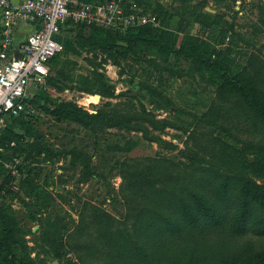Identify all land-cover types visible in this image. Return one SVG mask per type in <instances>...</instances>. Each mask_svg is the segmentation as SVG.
Returning <instances> with one entry per match:
<instances>
[{
  "label": "rangeland",
  "instance_id": "1",
  "mask_svg": "<svg viewBox=\"0 0 264 264\" xmlns=\"http://www.w3.org/2000/svg\"><path fill=\"white\" fill-rule=\"evenodd\" d=\"M190 1H162L168 16L162 20L164 32L159 39L160 43H174L171 51L143 41L121 42L129 48L127 57H119L114 50L80 48L79 54L54 62L51 77L55 81L30 90L31 98L44 93L55 103H74L90 113L103 110L105 120L85 125L58 119L36 101L29 103L30 112L16 123L20 142L9 147L5 143L1 153L6 158L0 156V172L1 166L10 172L11 164L19 171L8 183L0 174V202L17 224L14 252L9 255L5 248L3 255L26 257L30 264H65L67 259H78V224L85 202L101 205L124 227L128 206L120 166L125 162L140 167L154 164L181 179L192 171L209 177L211 170L220 169L239 179L264 183V149L251 140L243 122L199 121L212 106L219 83L196 58L179 52L185 38L191 36L199 55L219 60L233 77L250 72L264 90V0H194L205 2L219 14L208 15L207 24L200 21V4L196 9L189 6ZM147 5L153 9L156 0ZM227 17L232 19L233 29L226 23ZM59 68L65 69V78L57 75ZM94 79L109 89V95L100 101L94 98L98 92L82 88V82ZM234 96L244 106L238 91ZM33 135L38 137L36 141ZM37 143L51 150L49 160L39 153ZM73 151L80 156L74 159ZM48 221L57 224L62 258L40 239ZM235 241L249 242L255 251L264 245V236L249 233ZM68 253L71 256L64 258Z\"/></svg>",
  "mask_w": 264,
  "mask_h": 264
},
{
  "label": "trees",
  "instance_id": "2",
  "mask_svg": "<svg viewBox=\"0 0 264 264\" xmlns=\"http://www.w3.org/2000/svg\"><path fill=\"white\" fill-rule=\"evenodd\" d=\"M135 1L157 15L158 26L148 24L123 31L97 24L68 21L62 26L58 36V41L64 45V51L51 60V68L58 59L79 54L80 48L92 47L108 52L114 50L119 53V57H127L129 48L120 44L124 41L132 44L139 41L154 43L164 51H171L174 43H160L159 39L164 32L161 29L162 20L168 16L163 3L156 0V6L152 9L147 5L149 0ZM193 1H190V7L199 9L201 6L203 9L200 19L202 23L207 24L208 15H219L207 11L205 2ZM226 23L233 29L231 18L227 17ZM1 33L2 23L0 38ZM196 47V40L187 36L179 52L187 58H196L219 83L212 106L199 116V121L212 120L217 123L224 119L231 125L234 119L238 124L243 122L252 134L251 140L257 141L264 149V90L261 89V84L250 72L233 77L227 66L219 60L199 55ZM112 57L115 63L120 64L117 56ZM57 75L65 78V69L59 68ZM53 81L54 78L50 76L47 83ZM82 85L84 91L98 92L101 98L109 95V89L97 79L84 81ZM145 88L155 92L151 85H146ZM236 91L241 95L239 101L244 106L235 98ZM34 101L37 106L58 119H73L85 125L100 124L105 120L103 110L90 113L74 103H55L44 93L28 100L29 103ZM24 113L8 117L7 126L2 128L0 156L4 159L6 156L1 152L5 143L9 147L12 143L20 142V135L15 128L16 123L22 122L20 120ZM232 129L233 127L229 132ZM31 138L36 141L38 137L33 135ZM37 145L45 160L53 156L50 149L38 143ZM71 153L74 159L80 156L76 151ZM1 168L0 174L4 176L5 183L10 178L14 179L10 172L6 173L4 166ZM120 175L128 206V217L123 221L125 226L119 227L114 216L101 205L85 202L78 224L79 240L76 241L80 255L78 259H67L65 264H264V245L254 251L251 243L238 244V240L235 241L249 233L264 236V183L250 178L239 179L220 169L211 170L209 177L192 171L186 174L187 179H181L154 164L140 167L127 162L120 166ZM0 224V264H30L26 257L14 254L8 258L2 254L5 248L9 255L14 252L12 244L17 224L1 202ZM56 225L55 222L48 221L40 239L53 248L57 258H62L61 245H57L59 232ZM65 255L64 258H67L71 253L66 257Z\"/></svg>",
  "mask_w": 264,
  "mask_h": 264
},
{
  "label": "built area",
  "instance_id": "3",
  "mask_svg": "<svg viewBox=\"0 0 264 264\" xmlns=\"http://www.w3.org/2000/svg\"><path fill=\"white\" fill-rule=\"evenodd\" d=\"M0 13V128L7 126L8 117L30 112L29 92L47 84L51 60L64 51L55 35L68 21L123 31L159 25L157 15L135 0H0ZM21 23L32 25L33 32L17 43L16 28ZM10 167L13 176L19 174L16 165Z\"/></svg>",
  "mask_w": 264,
  "mask_h": 264
},
{
  "label": "crops",
  "instance_id": "4",
  "mask_svg": "<svg viewBox=\"0 0 264 264\" xmlns=\"http://www.w3.org/2000/svg\"><path fill=\"white\" fill-rule=\"evenodd\" d=\"M14 2H22L25 0H13ZM2 23V22H1ZM33 32V26L27 23H21L16 28V42L18 43L24 37H27Z\"/></svg>",
  "mask_w": 264,
  "mask_h": 264
},
{
  "label": "water",
  "instance_id": "5",
  "mask_svg": "<svg viewBox=\"0 0 264 264\" xmlns=\"http://www.w3.org/2000/svg\"><path fill=\"white\" fill-rule=\"evenodd\" d=\"M206 10H207V11H211V12H213V13H216V12H217L215 9H212V8H210L209 6L206 7ZM94 98H95L96 100L100 101V100H101V95H100V94H95V95H94Z\"/></svg>",
  "mask_w": 264,
  "mask_h": 264
}]
</instances>
